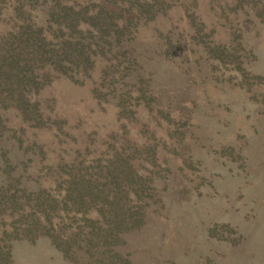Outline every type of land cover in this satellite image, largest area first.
Instances as JSON below:
<instances>
[{
    "label": "rangeland",
    "instance_id": "obj_1",
    "mask_svg": "<svg viewBox=\"0 0 264 264\" xmlns=\"http://www.w3.org/2000/svg\"><path fill=\"white\" fill-rule=\"evenodd\" d=\"M62 2L100 10L118 38L65 29L47 15ZM25 20L52 42L91 40L94 56L76 75L48 72L27 118L0 108V208L12 210L0 264L5 249L10 264H264V0H0V35ZM108 159L128 171L127 230L63 210L53 227L97 244L65 258L45 235L22 237L35 196L59 199L70 167Z\"/></svg>",
    "mask_w": 264,
    "mask_h": 264
},
{
    "label": "trees",
    "instance_id": "obj_2",
    "mask_svg": "<svg viewBox=\"0 0 264 264\" xmlns=\"http://www.w3.org/2000/svg\"><path fill=\"white\" fill-rule=\"evenodd\" d=\"M104 10L108 13L113 11L108 8ZM100 14V10L86 7L76 8L66 5L64 2L56 3V6H49L47 10V15L58 24L62 23L65 29L72 27L78 32L77 30L80 31L83 26L91 31H105L104 33L107 34L104 35L109 38L113 37L115 35L113 30H109V28L102 30L101 25L105 24L99 25ZM109 22L112 24L113 21L109 20ZM45 29L47 28L34 27L32 23L25 20L0 35V108L12 106L26 118L29 114V107L37 109V103L35 100H31V95L36 94L41 88L40 86L46 82L45 77L48 72L56 71L73 76L81 71H86L93 62L94 50L90 47L95 44L94 42L90 40L84 44L78 35L62 33L59 29L61 35L56 37L52 35L56 39L52 42L51 34L45 33ZM115 37L118 38L117 34ZM48 62L50 64L44 66V63ZM69 71H74V73L69 74ZM1 123L0 119V125ZM1 126L3 127V125ZM79 164L81 163L70 167L65 173L66 178L63 182L66 186L62 188L63 195L59 199L57 196L49 194L33 198L35 202H38L37 207L43 206L37 210H31L32 217H29V222H33V224L30 225L31 228H23L22 232V237H30V239L36 235H45L65 258H70L74 247L78 248L74 245L75 243L84 242L85 245H88L93 242L94 244L99 241L101 234L93 233L91 230L83 235L76 231L63 234L65 231L52 225L53 213L61 214L63 210H66L75 214H84L90 209H94L110 226H118L119 231L127 230L131 226H125L130 220L128 219L130 215L126 216L125 214V211L128 210L129 198L126 190L129 179L127 168L118 170L108 159L101 170L87 174L80 172ZM120 183L123 191L117 189L116 184ZM8 187V183L6 186H0V207L4 204L3 193H7ZM23 209L26 210V208ZM4 211H6L5 208H0V213ZM4 213L10 216L12 210ZM83 219L91 220L86 217ZM37 226L42 227L43 230L38 231ZM3 253L7 264H10L8 250L5 249Z\"/></svg>",
    "mask_w": 264,
    "mask_h": 264
}]
</instances>
